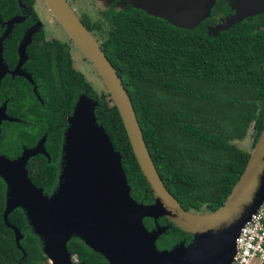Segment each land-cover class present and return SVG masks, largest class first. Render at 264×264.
<instances>
[{"label": "trees", "instance_id": "16d2710c", "mask_svg": "<svg viewBox=\"0 0 264 264\" xmlns=\"http://www.w3.org/2000/svg\"><path fill=\"white\" fill-rule=\"evenodd\" d=\"M118 4L111 1L97 21L85 14L78 18L122 80L166 189L186 211L214 212L231 194L251 155L234 141L243 140L251 129L254 149L264 128V14L211 36L210 27L234 14L222 0H216L210 17L193 30L172 26L129 4L118 8ZM13 18L23 21L2 42V58L9 71L17 65L24 35L40 21L35 0H0V37ZM25 53L22 71L31 76L33 85L10 74L0 82V107L6 103V114L16 120L1 124L0 156L14 160L46 136L49 160L38 155L30 159L27 169L32 183L51 196L59 183L67 118L85 95L97 103V123L121 155L131 197L137 203L152 204L153 195L109 93L95 91L73 68L69 46L47 40L43 26L33 34ZM6 189L0 178V264H43L41 241L24 210L11 212L8 223L20 231L25 257L13 231L4 224ZM143 223L148 231L155 227L152 219ZM157 224L167 227L156 241L159 251L192 240L165 218ZM67 248L79 262L108 264L78 238L73 237Z\"/></svg>", "mask_w": 264, "mask_h": 264}, {"label": "water", "instance_id": "95a60500", "mask_svg": "<svg viewBox=\"0 0 264 264\" xmlns=\"http://www.w3.org/2000/svg\"><path fill=\"white\" fill-rule=\"evenodd\" d=\"M114 1V0H112ZM234 14L218 25L217 36L245 19L264 14V0H222ZM53 18L63 27L100 76L122 119L129 143L153 195L152 204L137 203L130 195L121 155L116 152L104 128L97 123V103L81 95L67 118L62 145L58 186L46 196L29 178L30 159L49 156L44 148L46 136L34 148H24L14 159L0 156V178L6 185L3 221L14 233L18 249L22 235L8 223L17 208L24 210L28 223L41 241L45 261L53 264H85L75 260L67 245L75 237L108 264H231L236 252L235 240L245 223L264 201V128L249 161L231 194L218 210L195 214L182 208L166 189L151 159L142 136L130 97L94 36L83 26L67 0H43ZM129 5L148 15L162 18L180 29L193 30L210 17L216 0H129ZM22 18H13L0 37V82L6 76H20L32 85L31 76L22 71L26 47L39 22L24 35L18 47V62L9 71L3 62L2 42ZM36 92V87L33 89ZM3 122H16L0 107ZM154 221L148 231L143 220ZM165 218L192 236L191 243L172 250L159 251L157 239L167 227L157 220ZM23 257L25 253L22 250Z\"/></svg>", "mask_w": 264, "mask_h": 264}, {"label": "rangeland", "instance_id": "374dc122", "mask_svg": "<svg viewBox=\"0 0 264 264\" xmlns=\"http://www.w3.org/2000/svg\"><path fill=\"white\" fill-rule=\"evenodd\" d=\"M68 3L72 6L77 16L83 14L87 15L91 21H97L101 13L110 5L112 0H67ZM118 8L125 7L129 4V0H118ZM35 11L39 16V24L43 26L46 32L47 40H59L60 42L66 43L70 48V54L73 61V68L82 73L86 80L92 85V87L99 94L102 92H107L105 85L103 84L100 76L89 62V60L84 56L82 51L78 46L72 41L67 32L63 27L53 18L52 14L49 12L48 8L44 4L43 0H35ZM224 20H220L216 25L210 28L211 34L216 35L218 33V25H222ZM252 142L253 134L250 129L246 137L241 141H234V144L237 148L244 150L246 152H252ZM204 211L198 212L197 214H204ZM196 214V213H195ZM208 214V213H206ZM75 260H78L75 257ZM47 264H52L51 261Z\"/></svg>", "mask_w": 264, "mask_h": 264}, {"label": "built area", "instance_id": "2783aa9c", "mask_svg": "<svg viewBox=\"0 0 264 264\" xmlns=\"http://www.w3.org/2000/svg\"><path fill=\"white\" fill-rule=\"evenodd\" d=\"M235 245L231 264H264V201L240 230Z\"/></svg>", "mask_w": 264, "mask_h": 264}, {"label": "flooded vegetation", "instance_id": "af4514ba", "mask_svg": "<svg viewBox=\"0 0 264 264\" xmlns=\"http://www.w3.org/2000/svg\"><path fill=\"white\" fill-rule=\"evenodd\" d=\"M79 17H81V16H79ZM11 75V74H10ZM196 214L198 213V212H195ZM207 212H205L204 214H206ZM29 224V223H28ZM30 226V225H29ZM192 241V240H191ZM191 241L189 242V243H185L184 241L183 242H181L180 244H182V245H184L185 247H187L190 243H191ZM48 262H50V261H44L43 262V264H47ZM79 262V261H78ZM79 263H81V262H79Z\"/></svg>", "mask_w": 264, "mask_h": 264}, {"label": "bare ground", "instance_id": "6f19581e", "mask_svg": "<svg viewBox=\"0 0 264 264\" xmlns=\"http://www.w3.org/2000/svg\"><path fill=\"white\" fill-rule=\"evenodd\" d=\"M51 261V263L53 264V261L52 260H50Z\"/></svg>", "mask_w": 264, "mask_h": 264}]
</instances>
